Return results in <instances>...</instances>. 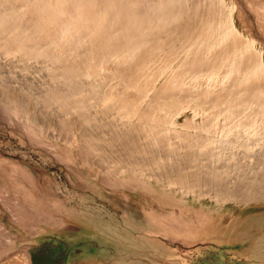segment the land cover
Instances as JSON below:
<instances>
[{"label": "rangeland", "instance_id": "obj_1", "mask_svg": "<svg viewBox=\"0 0 264 264\" xmlns=\"http://www.w3.org/2000/svg\"><path fill=\"white\" fill-rule=\"evenodd\" d=\"M11 1L0 264H264V0ZM179 130L205 137L174 152L194 144ZM21 206L63 208L70 230L17 232Z\"/></svg>", "mask_w": 264, "mask_h": 264}, {"label": "crops", "instance_id": "obj_2", "mask_svg": "<svg viewBox=\"0 0 264 264\" xmlns=\"http://www.w3.org/2000/svg\"><path fill=\"white\" fill-rule=\"evenodd\" d=\"M37 141L38 142H33V143L35 145L44 144L43 140L41 139ZM78 153L80 155L79 151ZM4 162L6 163V161ZM99 166L101 167L102 170H104L103 169L104 164H101ZM21 181L27 182L24 179ZM113 183L116 185H119L120 182L119 180H113ZM43 195L46 196V194L44 193ZM15 215H17V217L20 218V221H21V223L19 224L20 229L19 228L16 229V231L20 233H31V234H36V236L47 233L48 234L47 237L55 241L59 239L57 237L60 235H62V237L64 238V234L66 233V231L70 230L69 219H64V216L66 218V216L68 215L65 214L63 208H60V207L52 206L50 207V209L46 210L45 208H39V207L37 208L34 206L33 207L21 206L19 208L16 207ZM31 238L35 239L33 235H31ZM68 240H69L68 242L71 241V239H68ZM7 256H10V255H7ZM11 261L13 262V264H17L16 258H14V260H11Z\"/></svg>", "mask_w": 264, "mask_h": 264}, {"label": "bare ground", "instance_id": "obj_3", "mask_svg": "<svg viewBox=\"0 0 264 264\" xmlns=\"http://www.w3.org/2000/svg\"><path fill=\"white\" fill-rule=\"evenodd\" d=\"M6 1H8V0H6ZM11 1V0H10ZM11 2H13V1H11ZM3 3V2H2ZM9 3V2H8ZM4 5V4H3ZM10 5V4H9ZM17 5V4H16ZM10 11V10H9ZM186 11V10H185ZM184 11V12H185ZM213 15V14H212ZM208 18V17H207ZM206 19V18H205ZM209 20V19H208ZM189 21V19H187L186 20V22H185V24L187 23ZM198 21V20H197ZM206 22H207V20H206ZM206 22H204V23H206ZM189 23V22H188ZM194 23V22H193ZM173 25V24H172ZM187 25H189V24H187ZM187 25H186V28H187ZM185 26V25H184ZM198 33V32H197ZM195 34V33H194ZM199 35V34H198ZM258 85V84H257ZM242 93V92H241ZM243 95V94H242ZM238 96H240V95H238ZM241 97V96H240ZM147 116H148V114H147ZM198 123H196V125H197ZM200 124V123H199ZM159 126H161L160 124H158V122H148L147 123V125L146 126H143V127H141V130L143 131V134H144V137L142 138V139H145V140H147V141H145L146 143H148V142H153V143H155V142H159L160 144H164L165 145V147H166V144H165V139H161L158 135L160 134V130L162 129V127H159ZM136 127V126H135ZM138 128V127H137ZM135 129V128H134ZM235 130V129H234ZM174 133H176V135H177V137L178 138H184V139H187L189 142L190 141H193L194 140V144H188V146H186V145H184V142H183V140H177V141H174V143L173 144H171L172 145V147L173 148H175L176 146L175 145H177V144H180V145H182V146H178V147H176V148H178L177 150H179V148H182V147H185L186 149H189V148H187V147H190V150H193L192 148H191V146H194L195 147V145H197L198 143H199V141L198 140H202V138H204L205 137V135H203V134H198V136H194V134H193V136H191L190 137V135H188V132L187 131H183V130H179V131H176V132H174ZM171 135V134H170ZM196 135V134H195ZM134 139V138H133ZM137 139V138H136ZM141 139V140H142ZM169 140H172L170 137L168 138ZM109 140V143L111 142L110 140H111V138L110 139H108ZM113 140V139H112ZM131 141H132V139H131ZM127 142H129L128 140H127ZM105 143V142H104ZM112 143V142H111ZM110 143V144H111ZM135 143V142H134ZM152 144V143H151ZM157 144V143H156ZM175 144V145H174ZM106 145H107V143H106ZM164 145H163V147H164ZM108 146V145H107ZM162 146V145H161ZM168 146V145H167ZM134 147V146H133ZM171 147V148H172ZM107 148V147H106ZM135 148V147H134ZM134 148H132V150L134 149ZM167 148V147H166ZM170 148V149H171ZM176 148L174 149V152H176ZM184 148V149H185ZM108 149V148H107ZM130 149H131V147H130ZM135 149H139V148H135ZM134 149V150H135ZM112 150L113 149H111V152H112ZM109 151V150H108ZM117 151V150H116ZM122 151V150H121ZM123 151H124V149H123ZM144 151V150H143ZM110 152V151H109ZM120 152V151H119ZM125 152V151H124ZM116 153V152H115ZM110 156H112V155H110ZM164 157V161H167V162H169L168 161V158L167 157H165V156H163ZM162 157V158H163ZM113 158V157H112ZM163 167H162V169L163 170H166L162 175H160L159 177H161V178H163V180H164V182H165V184H167V185H174V186H180L181 184L182 185H185L186 186V184H184V182H181L180 180L182 179V177L180 176V172H177V169H176V172H172V171H170L168 168H167V166H168V164L167 163H165V164H163L162 165ZM169 166H171V165H169ZM170 169H171V167H169ZM174 170V169H173ZM127 171V170H126ZM172 173V174H171ZM173 174L174 175H177L178 176V179H176V180H172V176H173ZM185 179V178H184ZM181 185V186H182ZM189 185H191V184H189ZM189 187V186H188ZM226 200H230V199H226ZM239 200V199H238Z\"/></svg>", "mask_w": 264, "mask_h": 264}]
</instances>
